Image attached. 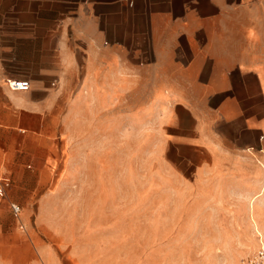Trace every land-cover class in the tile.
Here are the masks:
<instances>
[{
    "label": "crops",
    "instance_id": "0c3cea01",
    "mask_svg": "<svg viewBox=\"0 0 264 264\" xmlns=\"http://www.w3.org/2000/svg\"><path fill=\"white\" fill-rule=\"evenodd\" d=\"M81 98L97 115L129 112L175 173L241 198L264 237V0H0L2 150L26 154L33 142L45 158L53 138L69 145ZM0 177L4 196L11 180ZM29 189L46 190V177ZM10 228L0 264H27ZM38 244L39 264H61L57 247Z\"/></svg>",
    "mask_w": 264,
    "mask_h": 264
},
{
    "label": "rangeland",
    "instance_id": "374dc122",
    "mask_svg": "<svg viewBox=\"0 0 264 264\" xmlns=\"http://www.w3.org/2000/svg\"><path fill=\"white\" fill-rule=\"evenodd\" d=\"M75 106L70 144L53 138L51 156L41 157L33 142L26 154L5 153L0 142V171L11 180L0 196V237L16 228L27 264L43 262L44 240L57 247L61 264L70 254L75 264H245L264 246L241 198L197 191V175L175 173L158 138L129 112L97 115L96 104L82 98ZM43 176L46 190L29 189Z\"/></svg>",
    "mask_w": 264,
    "mask_h": 264
},
{
    "label": "built area",
    "instance_id": "2783aa9c",
    "mask_svg": "<svg viewBox=\"0 0 264 264\" xmlns=\"http://www.w3.org/2000/svg\"><path fill=\"white\" fill-rule=\"evenodd\" d=\"M6 85L11 90H25L28 87V80L26 79H7ZM4 186L8 185V178L0 177ZM11 212L16 215L19 211V206L16 203H10ZM245 264H264V246L260 245L256 248L250 256L245 260Z\"/></svg>",
    "mask_w": 264,
    "mask_h": 264
}]
</instances>
